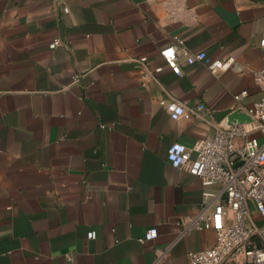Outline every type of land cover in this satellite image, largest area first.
Listing matches in <instances>:
<instances>
[{
	"label": "crops",
	"instance_id": "0c3cea01",
	"mask_svg": "<svg viewBox=\"0 0 264 264\" xmlns=\"http://www.w3.org/2000/svg\"><path fill=\"white\" fill-rule=\"evenodd\" d=\"M65 3L69 12L0 0V264H68L66 252L73 264H152L157 248H169L168 264H189L190 250L216 242L192 223L220 188L173 166L168 148L253 121L264 0ZM176 36L235 60L214 73L179 49V75L160 55ZM173 98L204 102L205 118L173 119L162 104ZM154 226L158 236L140 242Z\"/></svg>",
	"mask_w": 264,
	"mask_h": 264
},
{
	"label": "built area",
	"instance_id": "2783aa9c",
	"mask_svg": "<svg viewBox=\"0 0 264 264\" xmlns=\"http://www.w3.org/2000/svg\"><path fill=\"white\" fill-rule=\"evenodd\" d=\"M54 1L69 12L65 0ZM175 39L176 43L160 49V55L179 75L183 73L177 59L179 49L187 62L202 61L214 73L228 69L235 60L231 56L211 58L204 50L191 52L182 37L176 36ZM62 42L61 37H56L50 46L54 48ZM260 46L264 50V31ZM136 60L146 63L148 56L143 55ZM162 69L163 66L158 65L154 71ZM254 77L261 88V98L247 108V114L253 121L240 119L227 127H219L213 138L201 140L192 147L175 141L168 148L167 158L173 166L187 167L204 184L220 188V196L213 209L207 212L206 206L192 223L197 229L213 228L216 242L204 249L190 250L187 254L189 264H233L240 255L243 256V264H264V68L255 70ZM236 98L239 99L240 94ZM162 104L173 119L205 118L206 105L202 101L192 105L173 98L162 100ZM255 130L261 132V139L251 135ZM251 200L255 202V208H252ZM158 233L156 226L148 228L139 241L152 240ZM97 235L96 229L88 232L89 238ZM156 253L152 264H168L169 248H157ZM65 257L68 264H73L71 253L66 252Z\"/></svg>",
	"mask_w": 264,
	"mask_h": 264
},
{
	"label": "rangeland",
	"instance_id": "374dc122",
	"mask_svg": "<svg viewBox=\"0 0 264 264\" xmlns=\"http://www.w3.org/2000/svg\"><path fill=\"white\" fill-rule=\"evenodd\" d=\"M257 135H258V137L261 139V134L258 133ZM250 204H251L252 208H255V207H256L255 202H254L253 200L250 201ZM242 257H243V256L240 255V256L238 257V260H236L233 264H243V259H242Z\"/></svg>",
	"mask_w": 264,
	"mask_h": 264
},
{
	"label": "water",
	"instance_id": "95a60500",
	"mask_svg": "<svg viewBox=\"0 0 264 264\" xmlns=\"http://www.w3.org/2000/svg\"><path fill=\"white\" fill-rule=\"evenodd\" d=\"M241 120H244V119H241Z\"/></svg>",
	"mask_w": 264,
	"mask_h": 264
}]
</instances>
